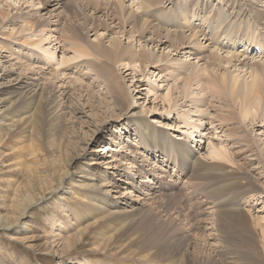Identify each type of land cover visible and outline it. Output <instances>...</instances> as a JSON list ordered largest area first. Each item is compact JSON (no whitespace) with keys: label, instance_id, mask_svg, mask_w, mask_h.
I'll return each mask as SVG.
<instances>
[{"label":"rangeland","instance_id":"rangeland-1","mask_svg":"<svg viewBox=\"0 0 264 264\" xmlns=\"http://www.w3.org/2000/svg\"><path fill=\"white\" fill-rule=\"evenodd\" d=\"M148 1L160 3L152 17L134 15L141 25L142 16L153 29L185 35L204 26L205 38L218 32V43L203 36L197 52H177L172 41L153 42L152 30L138 36L131 29L135 18L130 23L126 17L142 11V0H0V86L11 90L28 76L35 89L29 109L20 114L29 116L27 129L0 132V225L16 221L0 228V264H264V102L255 111L229 88L224 91L229 101L211 98L209 90V73L236 78L242 87L255 74L251 64L264 65V47L258 54L257 47L239 41L252 29L264 42V23L255 16L264 13V0ZM73 35L88 48L115 41L122 50L150 52L158 62L129 66L128 58L113 60L121 88L94 75L105 56L74 58L66 43ZM41 37L38 47L24 40ZM234 41V50L221 48ZM214 53H236L239 62L209 66ZM190 73L202 76L203 90L195 80L185 85ZM200 98L199 109L192 101ZM148 141L159 148L151 150L156 147ZM181 142L184 157L174 146ZM220 150L225 158L214 156ZM130 162L136 167L121 175ZM90 176L107 178L109 191L81 193L85 188L78 184ZM127 180L142 193L125 189ZM153 186L159 188L156 198L145 191ZM123 194L124 202L115 198ZM24 200L32 203L17 220Z\"/></svg>","mask_w":264,"mask_h":264},{"label":"bare ground","instance_id":"bare-ground-1","mask_svg":"<svg viewBox=\"0 0 264 264\" xmlns=\"http://www.w3.org/2000/svg\"><path fill=\"white\" fill-rule=\"evenodd\" d=\"M40 1H42V0H40ZM56 1V0H55ZM98 1H101V0H98ZM259 1V0H258ZM44 4H46V3H48L49 2V0H44ZM157 3H160V2H150V1H148V2H144V0H142V5H141V7H142V11H141V9H140V11H138V12H131V14L130 15H128V17H126V22H129L130 21V23L131 22H133L132 20L135 18V14L136 13H138V15L140 14V12H142L141 13V15H143V14H145V16H149V17H152V14L153 13H155L154 12V9H156V8H153V7H156L155 6V4H157ZM253 3H255V2H253ZM260 3L262 4V2L260 1ZM121 5H122V2L120 3ZM120 4H118V6H120ZM141 4V3H140ZM257 4V3H256ZM42 6V8L43 9H46V5H43V4H41ZM154 5V6H153ZM260 5V4H259ZM40 6V5H39ZM47 6H48V4H47ZM152 6V7H151ZM159 6L161 7V5L159 4ZM163 6V5H162ZM242 6V5H241ZM121 7V8H120ZM118 9H116V10H118V12H120V14L122 15V12H123V9H122V6H120ZM207 7V6H206ZM116 8V7H115ZM163 8V7H162ZM201 8V7H200ZM246 8V7H245ZM258 8V5L256 6V8L255 9H257ZM138 9V8H137ZM164 9V8H163ZM243 9V8H242ZM250 9V8H249ZM248 9V10H249ZM160 10H161V8H160ZM200 10V9H199ZM247 10V9H246ZM257 11V10H256ZM245 12V10L244 11H242L241 13L243 14ZM253 12H254V10H253ZM157 13V12H156ZM249 13L251 14V12H250V10H249ZM262 13V12H261ZM2 15H3V13H1ZM181 14V13H180ZM151 15V16H150ZM4 16V15H3ZM2 16V17H3ZM164 16H165V13L163 14V18H164ZM197 16V15H196ZM256 16V18H257V21H258V23L260 24V23H264V13H262V14H257V15H255ZM125 17V16H124ZM192 17V16H191ZM193 17H195V15L193 16ZM153 18H154V16H153ZM189 15H185L184 14V20H186V21H188L189 20ZM246 18V17H245ZM141 20H142V22H143V24L141 25L139 22H138V20L139 19H137V18H135V26H136V28H133V26L131 27V29H132V31H135L136 33H138V36L140 35H142L143 33H145V32H147L148 30H152V32H151V36L152 37H154V39H153V42H165V41H172L173 42V51H177V52H179L181 49H185V48H189V50H192L193 49V52L192 53H195L194 51H198V49L200 48V46H198V45H201V39H203V36H204V38L206 37V33L208 32V31H206V28H204V26H201L200 28V31H197V32H195V31H193V32H190V34H187V35H185L184 33V31H172V30H163V29H161V28H158L157 26H155V28L153 29V27H152V24H150L147 20H145V19H143L142 18V16H141V18H140ZM150 19H152V18H150ZM167 19V18H166ZM155 20H156V16H155ZM161 20H163V19H161ZM207 21V20H206ZM254 21H255V19H254ZM141 22V23H142ZM241 22V21H240ZM239 22V23H240ZM28 23V22H27ZM27 23H25L26 25H27ZM178 22H176V24H177ZM191 23V22H190ZM190 23H187V25H190ZM205 23V22H204ZM250 23V22H249ZM169 25H172V24H169ZM174 25V24H173ZM172 25V26H173ZM192 25H194V24H192ZM263 25V24H262ZM261 25V26H262ZM28 26V25H27ZM29 26H30V24H29ZM67 26V25H66ZM191 26V25H190ZM23 27V26H22ZM20 28V26H19V28H20V31L21 32H23V31H25V29L24 28ZM149 27H150V29H149ZM263 27V26H262ZM28 28V27H27ZM30 28V27H29ZM69 28V27H68ZM76 28V27H75ZM74 28V29H75ZM240 28V27H239ZM250 28V27H249ZM73 29V30H74ZM77 29V28H76ZM75 29V30H76ZM220 28H218V29H216L217 31L219 30ZM198 30V29H197ZM249 30V29H248ZM78 31V30H77ZM250 31H252V29L250 30ZM247 32L246 31V34H247V37H245V38H241V39H243V40H241V39H239V41H241V42H243V41H246L245 43H247L248 44V46L249 47H251L252 49H254V47L257 49V53L258 54H261V53H259L260 51H262L263 50V47H264V42L263 41H261L260 39L261 38H255L254 36H252V32ZM74 32V31H73ZM75 33V32H74ZM15 34V33H14ZM217 34H218V32H216V33H214V36H212L211 38H205L206 40H208V39H210L211 41H214L215 43H218L216 40H215V37L217 36ZM251 34V35H250ZM75 36H76V34H74ZM73 35V36H74ZM64 36V35H63ZM72 36V35H71ZM74 36V38H76ZM143 36V35H142ZM78 37V36H77ZM199 37H202L201 39H199ZM225 37H227V39H231L230 37H228V36H226L225 35ZM72 39L71 38V40H69L68 38V41H66V43L70 46V49H72V51L75 53V55H74V58H78V59H80L81 57L83 58V57H92V56H94L95 54H97V55H99L100 57H106V59H105V63H104V65H103V67H101L100 68V70H94V72H95V74L94 75H97V77H98V75H100V77L101 78H103L104 80H108V81H111L112 83L114 82V83H116L119 87H121L122 88V82L120 81L121 80V78L118 76V74H117V72H116V69L113 67V65H110L111 64V62L114 60V62H115V60H117V59H119L120 61L121 60H126L127 58V60H129V61H127V64H129V66L131 65V64H133V63H135L136 61L137 62H146V63H150V62H158V60L157 59H155V55L153 56V54H151L150 55V52H148L149 54H147V53H141V54H137V53H134V51H131L129 48L128 49H123L122 50V48H121V46H120V44L119 43H117V42H112L111 43V45L110 46H108V47H106V46H104V45H102L101 43H99V42H95V43H92V44H90V47L88 48V46L87 45H84V44H82L83 42H80V38H79V40L77 39ZM82 38V37H81ZM158 38V40H156ZM234 38H236V37H234ZM45 39H46V37H45ZM62 39V38H61ZM256 39H258V40H256ZM24 40L26 41V43L28 44V45H33L34 47H38L41 43H42V41L44 40H42V37L41 38H39V39H32V40H30V39H28V38H24ZM23 40V41H24ZM47 40V39H46ZM31 41V42H30ZM228 41V40H227ZM150 42V41H149ZM254 42H257V43H254ZM161 43H159V45L161 44ZM235 43V41L234 42H232V46H230V43H228L227 44V42H226V44H227V46L226 45H224L223 44V46H221V48H225V47H227V48H229V49H232V50H234V48H232V47H234V44ZM62 44V43H61ZM157 44V43H156ZM239 44V43H238ZM246 44V45H247ZM229 45V46H228ZM263 45V46H262ZM260 46H262V47H260ZM203 47V46H202ZM132 49V48H131ZM258 49H259V51H258ZM52 52V53H51ZM51 52H49L48 53V51H46V53H47V55L48 56H54V50L53 51H51ZM147 52V51H146ZM214 52V51H213ZM140 53V52H139ZM246 54V52H245V50H243V54H240L241 56H243V55H245ZM223 55V54H222ZM221 54L219 55V54H217V53H214V54H211L210 55V58H209V60H211V62H209L208 63V65L210 66V65H212V66H219L220 64H221V62H232V61H238L239 60V57L240 56H237L236 55V53L234 54V53H232L230 56H222ZM70 57V56H69ZM259 57V56H258ZM162 59V58H161ZM65 60V59H64ZM86 60V59H85ZM88 60V59H87ZM86 60V61H87ZM117 62V61H116ZM165 62V61H164ZM239 62V61H238ZM254 62V61H253ZM258 62H259V60H258ZM143 63V64H144ZM220 63V64H219ZM240 63H242V62H240ZM239 63V64H240ZM113 64V63H112ZM160 64H162V62L160 63ZM231 64V63H230ZM184 65V64H183ZM207 65V64H206ZM223 65V64H222ZM229 65V64H228ZM233 65H235V63L233 64ZM146 66V65H145ZM211 66V67H212ZM251 66H252V68H253V72L255 73L253 76H252V80H251V82L250 83H246V84H244L242 87L241 86H239V82H241V81H239L238 80V82H237V79L236 78H234V79H236V80H234V79H232V81H228V78H226V75L225 74H220L219 75V77L220 78H218L217 76H213L212 74H210L209 73V75H210V82H209V84H210V86H211V88L209 89L212 93H211V98L213 97L214 99L216 98V100L217 101H224V100H226V101H229V99H228V97H227V95H226V93L224 92V91H227L226 89H228L229 88V90H230V95H233V96H237V97H241V98H243L242 100L245 102V101H250L251 103H253L254 104V106H255V111H256V108H258L259 106H261L262 105V103L264 102V78L261 76V72H262V69H261V66H264L263 65V62H262V65L261 64H259V63H252L251 64ZM175 67V66H174ZM181 67V66H180ZM208 67V66H207ZM185 67H182L181 69L182 70H180L181 72H183L184 70H186V69H184ZM208 68H210V67H208ZM214 68V67H213ZM173 69H175V68H173ZM180 69V68H179ZM168 71V70H167ZM171 71V70H170ZM175 71H177V70H175ZM174 71V72H175ZM179 71V70H178ZM179 71V72H180ZM233 71V70H232ZM33 72V71H32ZM178 72V73H179ZM252 72V73H253ZM97 73V74H96ZM165 73H167V72H165ZM170 74L172 73V72H169ZM169 73H167V74H169ZM177 73V74H178ZM194 73H196V72H194ZM194 73H190L189 75H188V77L186 78L187 79V84H185V85H189L192 81H194L195 80V83L198 85V84H200V88L203 90V87H204V83L202 82V76H200L198 73L197 74H194ZM225 73V72H224ZM250 73V72H249ZM173 74V73H172ZM103 75H107V78H105V76H103ZM179 75V74H178ZM97 77L95 78H93V79H97ZM19 78V77H18ZM27 78H28V76H27ZM25 78V77H22V79L21 80H19V81H17L15 84H13V87L11 88V90H7V86H6V84L5 85H2V86H0V132H2L3 130H5V131H7L8 132V129L11 127V129L12 128H16V129H18L19 131L20 130H26L27 128V126H28V120H29V116H22V117H20V114H21V112H24V111H27L26 110V108H27V106L26 105H28L30 102V100H32V98H33V95H34V91H35V89H33V87L32 86H30V85H32V83L29 81L28 82V80L29 79H33V78ZM59 78V77H58ZM120 78V79H119ZM178 79V78H177ZM17 80V79H16ZM165 80V79H164ZM78 82V81H77ZM230 83V84H229ZM244 83V82H243ZM183 84H184V82H183ZM238 84V85H237ZM242 84V83H241ZM174 85V84H173ZM172 85V86H173ZM15 86V87H14ZM30 86V87H29ZM33 86H35V85H33ZM176 86V85H175ZM182 86H184V85H182ZM182 86H180V87H182ZM171 87V86H170ZM179 87V88H180ZM28 88V89H27ZM176 88V87H175ZM183 88V87H182ZM187 88H188V86H187ZM170 89V88H169ZM188 89H190V88H188ZM187 89V90H188ZM22 91V92H21ZM185 91H186V89H185ZM189 91V90H188ZM188 91H186V92H188ZM180 92V91H179ZM185 93V92H184ZM52 95V94H51ZM170 95V94H169ZM194 95V94H193ZM230 95H229V97H230ZM17 96V98H15V100L12 98V97H16ZM167 96V95H166ZM191 96V95H190ZM168 97V96H167ZM169 98V97H168ZM174 98V97H173ZM231 99V98H230ZM49 100V99H48ZM164 100V99H163ZM192 100H194V99H191L190 101H192ZM167 101V100H166ZM234 101V100H233ZM31 104V103H30ZM192 104H195V107L196 108H199L200 109V106H204V99H198V101H196V102H194V101H192ZM27 109H29V108H27ZM203 113V112H202ZM12 116L14 117L15 116V118H12ZM26 123V125H22V126H18L19 124H23V123ZM30 122H32V121H30ZM29 122V123H30ZM24 128H26V129H24ZM29 128V127H28ZM24 132V131H23ZM148 132V131H147ZM151 133H154L153 131H150ZM146 133V132H145ZM146 136V135H145ZM148 136H151V135H148ZM155 136V138H157L158 137V135H157V137H156V135H154ZM0 137H1V133H0ZM154 138V139H155ZM0 140H1V138H0ZM153 144V147L155 146V143H152V142H147V144ZM213 144V143H212ZM177 149H179L180 151H179V153H180V155L181 156H185L186 155V148H185V145H184V143H175V145H174ZM187 146V145H186ZM156 148H152L151 150H157L159 147H157V146H155ZM214 147L215 146H213V149H214ZM162 148V147H161ZM221 149H223V151H225L224 150V148H221ZM162 150H164L163 148H162ZM166 150V149H165ZM212 150V149H211ZM215 150V149H214ZM218 150V149H217ZM213 151V150H212ZM163 151H161V153H162ZM209 152H211V151H209ZM142 155H143V153L142 152H140ZM153 152H151V154H152ZM214 153V156L215 155H221V156H219V158L220 157H222V156H224V155H222V151L220 150V151H214L213 152ZM224 154L226 153V152H223ZM229 153V152H228ZM139 154V153H138ZM232 155V154H231ZM246 156V155H245ZM215 157H217V156H215ZM113 158V157H112ZM189 158H192V156H190ZM195 160H197L196 158L197 157H193ZM222 158H225V157H222ZM112 160V159H111ZM113 160H116L115 158L113 159ZM133 161H135L136 162V160L134 159ZM151 161H153L152 159L151 160H147V162H151ZM109 162V161H108ZM114 162V161H113ZM146 162V161H145ZM232 162V161H231ZM198 163V162H197ZM116 164V163H115ZM236 164V163H235ZM123 165V164H122ZM140 166L143 168V165L142 164H140ZM116 166H107V168H115ZM134 167H136L135 166V164L133 163V162H130V164L129 165H127V169H121V170H119V171H121V175H127L128 174V170L129 171H131ZM138 168H140L139 166H138ZM139 170H141V169H139ZM102 175V176H101ZM106 175V173H104V174H98V176H100V177H104ZM107 175H109V172H108V174ZM64 176H65V174H64ZM63 176V177H64ZM154 176V175H153ZM83 177V176H82ZM86 177V176H85ZM88 177V176H87ZM158 177H163L162 175L161 176H158ZM75 179V178H74ZM106 179L107 178H103V179H98L97 177L96 178H94V176H90L87 180H89V182L87 183H84V182H81V183H79L78 184V186H79V190H81L82 188H85L81 193H83V192H85V196H92L94 193H106L107 191H109V190H106L105 188H106V186H110V184H109V182H107L106 181ZM151 178H150V176L149 175H147V173L145 174V178L143 179V182H145V183H148L149 182V180H150ZM72 180V179H71ZM110 180V179H109ZM96 182H100L101 184L100 185H98ZM136 182V181H135ZM126 183H127V187L125 188V189H132L133 190V192H135V193H142V192H139L140 190H138V187L136 186V183L134 184L131 180H127L126 181ZM77 185V184H76ZM113 186V185H112ZM105 187V188H104ZM149 187V185L146 187V188H148ZM252 187V186H251ZM108 188V187H107ZM111 188V187H110ZM145 188V189H146ZM152 190H154V191H151V189L149 188V189H146L145 191L147 192V191H150L151 193L150 194H148V195H150V198H156L157 196H158V193L160 194V192H159V188L157 189V187H155V186H153L152 187ZM257 190V189H256ZM127 191V190H126ZM75 192L76 191H73V195L74 196H76L77 194H75ZM78 193V195H79V197H80V195L81 194H79V192H77ZM126 193H128V192H126ZM145 193V192H144ZM89 194H91V195H89ZM122 194V193H121ZM125 194V193H124ZM122 195V196H117V197H115V198H120L121 200V202H124V200H123V197L125 196V195ZM164 194V193H163ZM162 194V195H163ZM119 195V194H118ZM147 195V194H146ZM127 196V195H126ZM131 196H132V194H131ZM134 196H135V194H134ZM152 196V197H151ZM31 197V196H30ZM79 197H77V198H79ZM92 197H94V196H92ZM137 198L139 197L138 196V194H137V196H136ZM135 197V198H136ZM81 198V197H80ZM177 198V197H176ZM88 199V198H87ZM133 199V198H132ZM31 200V199H30ZM33 200V199H32ZM36 200V199H35ZM93 200L94 199H92L91 201H88L89 202V205L90 204H92L93 203ZM123 200V201H122ZM137 200V199H136ZM137 202V201H136ZM32 203V201H29V200H24L23 201V203L21 204L22 206H21V208H20V211L16 214L17 215V220H19V218H21L23 215H24V213H25V211H26V207L28 206V205H30ZM119 202H117V201H115V202H113V204L111 203V205H113V206H115V205H117ZM173 204V203H172ZM93 205H95V204H93ZM88 206V205H87ZM97 208H99L100 209V207H97ZM135 208V207H134ZM134 208H132V209H134ZM170 209V208H169ZM101 210V209H100ZM103 210H105V209H103ZM130 210V209H129ZM119 211V210H118ZM122 211V210H121ZM127 211V210H126ZM126 211H124V212H126ZM226 211H228V210H226ZM235 211V210H234ZM246 211V210H245ZM98 212V211H97ZM110 212V211H109ZM112 212H114V211H112ZM115 212H117V211H115ZM123 212V211H122ZM128 212V211H127ZM221 212V211H220ZM220 212H217L218 213V215H219V213ZM223 212V211H222ZM221 212V213H222ZM225 212V211H224ZM232 212V211H231ZM230 212V215H232V213ZM238 211H235V213H237ZM226 213V212H225ZM224 213V215H226ZM228 214L226 215V216H228L229 215V212H227ZM109 214H113V213H109ZM118 214V213H117ZM120 214H122L121 212H120ZM241 214V213H240ZM245 214V213H244ZM222 215V214H221ZM234 215V214H233ZM232 215V216H233ZM238 215H239V212H238ZM174 216V215H173ZM223 216V215H222ZM226 216H224V219H225V217ZM219 217V216H218ZM229 217V216H228ZM238 217V216H237ZM183 218V217H182ZM223 218V217H222ZM227 218V217H226ZM242 218H244V217H242ZM14 218H12V220H13ZM231 219V218H230ZM10 221V220H9ZM13 222V223H12ZM10 221L9 223H7V224H5V225H0V228L1 229H3V228H7V229H10L12 226H14V225H16V221L15 220H13V221ZM222 222V221H221ZM228 222V221H227ZM238 223V222H237ZM233 224H234V222H233ZM236 224V223H235ZM239 224V223H238ZM100 225V224H99ZM227 229V228H226ZM225 237V236H224ZM236 240V239H235ZM225 243V242H224ZM233 246V245H232ZM167 251V250H166ZM202 252V251H201ZM182 260H183V258H182Z\"/></svg>","mask_w":264,"mask_h":264}]
</instances>
